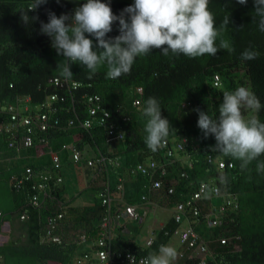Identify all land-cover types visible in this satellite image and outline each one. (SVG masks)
<instances>
[{
  "label": "trees",
  "instance_id": "16d2710c",
  "mask_svg": "<svg viewBox=\"0 0 264 264\" xmlns=\"http://www.w3.org/2000/svg\"><path fill=\"white\" fill-rule=\"evenodd\" d=\"M33 0H0V101L9 102L17 96H28L32 103L38 104L50 95L65 97L64 103H54L57 107L59 126L48 130L44 136L52 144L59 139H66L71 134L79 135L83 143L78 150L90 146L93 159L98 157L117 161V166L109 162L94 163L93 169H85L88 174L86 187L79 192L92 193V204L82 207L73 206L76 199H66V189L63 182H50L44 192L40 193L41 207H32L27 199L30 185L25 183L20 189L13 186L14 177L23 176L25 166H11L0 173V225L9 223L8 241L0 245V264H76L75 258L80 257L85 250L78 244L77 236L85 235L87 240L98 239L102 234L99 218L103 213L101 199L98 197L102 184L109 183L113 188L117 178L124 176L129 168L144 162L147 158H161L160 149L152 152L145 144L146 118L142 109L149 97L157 98L162 109V116L170 122V134L167 140L187 136L193 144H187L184 154H188L192 169L176 162V171L188 169L189 179L179 181L175 186L173 204L186 199V193L194 190V181L206 179L216 169L206 163V156H218L225 163H233V177L227 176L226 190L235 193L239 198V212L235 226L231 227L241 236V251L238 253H222L219 264H264V155L251 162L246 168H241V162L231 157H225L215 148L214 136L204 137L198 128V113L208 112L214 118L219 114V106L223 101V93L234 91L240 86L250 89L260 100L261 109L253 112L261 122H264V32L259 30V17L255 16L253 0H247L245 5L237 0H209V10L214 14L217 29L221 37L231 43V50L220 49L215 56L204 55L190 58L182 54L163 55L159 49H154L147 55L139 56L128 74L117 79L106 78L107 66L98 69L94 75L78 62L71 66L73 77L69 82L79 83L78 89L73 87H57L52 83L54 78L63 79L60 69L67 62L59 56L52 47L51 39L40 32V21L48 22V12L59 17L62 14H72L84 0H48L36 11H29V17L38 16L39 20L26 25L22 22L25 13ZM109 3L113 14H119L134 3L129 0H101ZM229 16L230 23L221 27L223 20ZM109 38L119 35L118 22L112 25ZM93 39V37H87ZM253 49L259 53L251 61L241 59L245 49ZM217 75L224 83L222 89L213 86L212 78ZM140 90V95L137 90ZM98 95L104 107L114 111L117 107L123 111V116L130 118L122 124L124 141L111 146L107 144L104 132L98 126L83 130L77 126L80 119L87 118L85 98ZM139 96V97H138ZM140 99V108L132 107L136 98ZM184 102H189L184 104ZM251 112L242 109L244 116ZM68 119H73L72 125H67ZM175 130H172V128ZM197 146L195 149H193ZM62 147V146H61ZM119 148V149H118ZM34 168V165H29ZM58 173L59 170L52 169ZM61 172V171H60ZM146 177L136 176L127 184L126 198L135 204L144 193ZM191 181V182H189ZM65 207L61 222L63 242L60 245L43 241L44 225L47 218L63 212L59 204ZM26 214L28 219L21 221L20 216ZM166 229L160 232L151 248L142 250L131 239L121 238L114 241L115 247L136 254H155L161 245L170 240L178 227L169 222ZM74 232H79L76 237ZM166 231L170 233L165 235ZM203 237L216 235L205 225L198 228ZM81 234V235H80ZM87 252V251H85Z\"/></svg>",
  "mask_w": 264,
  "mask_h": 264
},
{
  "label": "clouds",
  "instance_id": "9594fccd",
  "mask_svg": "<svg viewBox=\"0 0 264 264\" xmlns=\"http://www.w3.org/2000/svg\"><path fill=\"white\" fill-rule=\"evenodd\" d=\"M47 2L48 0H33L29 9L25 13H22V22L30 25L38 21V16L29 17L28 12L36 11ZM237 3L245 5L247 0H237ZM253 4L255 16L259 17V30L264 32V0H253ZM116 22L119 24V35L109 38L108 33L112 32V25ZM229 23L228 16L223 20L221 27H227ZM40 32L51 39L52 47L57 54L67 61L60 69V75L63 79L54 78L58 79L61 84L59 86L55 85L54 79L52 83L57 87L72 86L73 89H78L81 86L79 83L68 81V79L73 77L71 66L76 62L86 67L89 70L90 76L94 75L99 68L106 65V78L114 80L128 74L137 57L147 55L154 49H159L165 56L171 52L174 55L182 54L190 58L201 57L206 54L215 56L220 49L231 50L230 41L223 38L219 39V47H217V39L221 37V33L217 29L214 14L209 10V0H134V4L126 7L119 16L113 14L109 3L101 2V0H84L80 6L74 9L72 14H62L57 17L55 13L49 11L48 22L44 23L40 21ZM87 37H93L96 43L94 44L93 39ZM258 55L257 51L249 48L243 51L241 59L251 61L256 59ZM212 83L218 89H222L225 86L217 75L213 76ZM140 93L141 91L138 89L137 94L140 95ZM51 96H57L58 98L52 102V105L58 102H65V97L57 94L50 95L43 101L46 102ZM94 96L98 95L85 98L87 118L80 119V116H78L76 118L77 126L83 130H90L97 126L101 128L107 144L111 146L109 152L112 153L114 145L121 144L124 141L125 134L120 120L123 123L130 117L123 116V111L119 107L114 109V111L106 109L101 98L98 96L97 101L101 110L110 114L108 118H105V123L103 125L100 124L99 118L104 116L103 112L101 110L98 111L95 117H92L88 112L89 106L93 104L88 100ZM138 97L133 101L132 107L139 109L140 99ZM60 98H64V101L60 102ZM38 104L32 103V106ZM185 104L189 105V102H184L183 106ZM261 107L262 105L258 97L250 89L240 86L234 91L223 93V101L219 106L217 117L214 118L208 112L196 109L195 111H197L199 117L197 126L203 132L205 138L214 136L216 141L214 149L218 153L225 157L239 160L241 162L240 166L243 169L264 155V122H261L253 113L259 112ZM242 109L251 111L252 115L249 112L248 115L244 116ZM56 115L54 117H57ZM142 116L146 118L145 144L152 152L160 149L161 158L159 157L156 160L147 158L144 162L129 168L124 176L117 178L113 188L108 182L102 184L99 194L108 185L112 192V197L118 199L116 186L119 183L118 180H122L123 198H125L127 204H132L126 198L127 184L139 175H143L147 179L144 185L145 191L140 196L141 199L139 202L132 204L143 210L141 218L138 221H131L129 219L121 221V228L113 240V248L124 253L131 252L119 250L114 245V241L125 238L137 243L142 250H147L155 243L158 234L166 229V225L172 222L178 226L171 238L173 236L178 238L180 245L179 253L174 247L167 246V243L161 245L155 254L144 255L131 252L137 256H147L140 261V264H173L177 258L178 262L174 264H219L222 261V253L240 252L241 236L231 228L236 225L235 222L237 221L239 212V198L235 193L226 190L227 176L233 177L236 169L233 163H225L218 156L212 157L208 154L206 156V163L215 167L216 172L211 173L206 179L194 181L193 192L186 193V199L176 205H172L175 186L179 181L184 182L188 180L190 176L188 169L177 172L173 167L176 162H180L183 166L190 169L193 168L188 158L189 155L183 152L187 144H193L194 142L187 136L167 140L171 124L168 119L162 116V109L157 98L149 97L146 100L145 106L142 109ZM57 118L59 119V117ZM86 119L92 121V126L89 129L81 126L82 121ZM69 120L73 121V119H68L67 125H72L74 121L72 124H69ZM110 125L113 126L111 129L112 133H109ZM172 130L174 129L172 128ZM118 134L122 136L121 139L116 138ZM66 140L68 142L63 143L62 147L70 143L75 144L77 147L79 143H83L82 138L76 134H71ZM53 144L50 142V149L52 151H54L51 148ZM62 147H60L61 151L68 154L67 156L65 154V164L69 162L81 163L84 164V170L87 168L93 169L94 164L93 166H88V159L86 158L93 159V156L89 155L91 153L90 146L84 147L86 155L85 157L83 156L82 160L77 162H74L69 157L70 153L63 150ZM196 147L195 145L193 149ZM84 149L77 150L83 151ZM169 150L172 152L170 157L167 155ZM54 152L58 154L61 163L58 173H54L55 171L51 169L49 157L47 163L34 165L33 169L44 168L50 171L53 176H60L63 182V161L59 152ZM103 159L104 163L107 161L117 166L118 159L113 162L112 160ZM152 162L156 168L154 171L148 168ZM138 166L146 168L150 173L144 174L138 171ZM260 166L264 167V164ZM26 167H29V165H26ZM163 172H165L164 175ZM156 180L160 181V186L153 188L152 184ZM99 194L98 197L101 199ZM143 196L146 197V200H143ZM188 200H192L193 205H187ZM215 200H219V203H216ZM179 205H183L182 211H179ZM59 208L63 210V212H60L63 219L65 207L60 203ZM157 208L160 209L162 215L165 211H171V214L164 221H154V224L157 223V228L151 230V234L145 238L144 244L141 245L137 242V239L142 233V224L145 218L148 217L149 212ZM195 209L197 211L196 214H194ZM101 216H103V213ZM101 216L99 218V225ZM176 216L180 217L178 221L176 220ZM62 219L60 220L56 234L58 231H61L60 225ZM201 224L205 225L207 230L212 233L216 232V230L219 232L215 236L203 237L198 232ZM122 229H125V231L123 232ZM165 233V235H168L170 232L166 231ZM81 236L85 235L82 234ZM81 236H77L78 242ZM99 239L100 237L87 241L93 242ZM43 241L47 242L44 239V235ZM148 241H150V244L147 246L146 243ZM84 247V253L80 257L75 258L76 264L77 259L81 258L85 253L90 252L85 245ZM129 260L131 264H135V257L129 256ZM83 264L99 263L94 260V262Z\"/></svg>",
  "mask_w": 264,
  "mask_h": 264
},
{
  "label": "built area",
  "instance_id": "2783aa9c",
  "mask_svg": "<svg viewBox=\"0 0 264 264\" xmlns=\"http://www.w3.org/2000/svg\"><path fill=\"white\" fill-rule=\"evenodd\" d=\"M54 84L59 86L61 83L58 79H54ZM57 96H51L49 100L42 101L38 105L32 106L31 98L28 96H17L9 102L0 101V154L1 153H14L18 155L24 150H33L37 156L43 153L48 155L50 160L51 169L58 170L60 168V159L56 152L50 149V142L44 135L50 129H56L59 126V119L54 117L57 114V107L52 105L53 101H56ZM98 96L89 98V102L93 103L89 106L88 112L92 117L98 114L101 107L98 103ZM60 102L64 101V98L59 99ZM104 116L99 118V123L104 124L105 118H108L110 114L106 111L101 110ZM69 124L73 121L69 120ZM81 126L85 129H89L92 126L91 120H83ZM112 125L109 126L110 132L112 133ZM121 135L116 136L117 139H121ZM76 145L70 143L69 145H64L63 150L70 153L69 157L74 161L82 160L86 155V150L78 151ZM172 152L169 150L167 155L170 157ZM84 156V157H83ZM87 165L93 166L96 162L97 164H103L104 159L99 157L98 159L92 161L89 157H86ZM149 170H155V164L152 162L148 166ZM138 171L147 174L150 173L149 170L138 166ZM26 173L20 178L14 177L13 186L16 189H20L21 185L28 183L30 185V193L27 195L32 207H41L43 202H40L39 195L45 192L46 186L53 182L55 185L62 183V178L60 176H53V174L44 169L37 168L33 169L30 167L25 168ZM135 173V172H133ZM165 172H163V175ZM119 183L116 186V191L118 195L117 198L112 197V192L108 185L100 192L103 207V216L100 219V228H102V234L100 239L93 242H88L85 236H81L79 244H84L90 252L85 253L81 258L77 259V264H83L87 262L97 261L99 264H131L129 256L135 257V264H140V261L147 256H137L131 252L124 253L122 251H117L113 248V240L121 228V221L131 220L138 221L141 218L143 210L132 204H127L125 198H123L124 190L122 180H118ZM153 188L160 186V181L156 180L153 182ZM171 192V190H170ZM202 192V190H201ZM44 193V197L46 198ZM199 197L198 195H195ZM146 200V197H142ZM187 205H193L192 200L187 201ZM179 211L183 210V205L178 206ZM196 209L194 214H196ZM1 217V213H0ZM28 219L26 214L20 216V220L24 221ZM62 219V214L48 217L45 224V234L44 239L47 242L53 244H61L62 237L56 234L59 228L60 220ZM180 219L176 216V220ZM9 229L7 222H3L0 225V237L1 234L5 233V230ZM9 231V230H8ZM124 232L125 229H122ZM2 243L0 242V245ZM150 241L146 243L148 246Z\"/></svg>",
  "mask_w": 264,
  "mask_h": 264
},
{
  "label": "rangeland",
  "instance_id": "374dc122",
  "mask_svg": "<svg viewBox=\"0 0 264 264\" xmlns=\"http://www.w3.org/2000/svg\"><path fill=\"white\" fill-rule=\"evenodd\" d=\"M134 3V0H129ZM252 115V112H251ZM68 140L66 139H59L56 140L53 144V147H51L54 151L59 152V155H61L62 161H63V186L66 189V199L67 201L70 200L71 197H75L76 201L73 206L82 207L84 205L92 204V193L91 192H84L82 194H79L81 190H83L86 187V183L88 181V174L85 173L84 170V164L81 163H73L69 162L65 164L64 162L65 157L68 155L66 152L61 151V146L63 143H67ZM119 149V148H118ZM66 154V156H65ZM48 156L46 154H42L40 156H37L33 150H24L18 155L11 153H1L0 154V173L3 171L11 168V166H26V165H40L41 163H47ZM216 203H219V200H215ZM171 211H165V213L160 212V209H153L149 212V215L147 218H145L143 224H142V233L137 239V242L141 245L144 244L145 238L151 234V230L153 228H157V223L154 224V221H164L166 217L170 216ZM131 223V222H130ZM134 224V223H131ZM8 234L9 231L5 230L4 234H1L0 242L5 243L8 241ZM73 234L76 235L79 234V232H74ZM77 238V237H76ZM167 246L174 247L177 252L180 251V245L178 238L176 236H173L168 243ZM178 258L173 262L177 263Z\"/></svg>",
  "mask_w": 264,
  "mask_h": 264
}]
</instances>
